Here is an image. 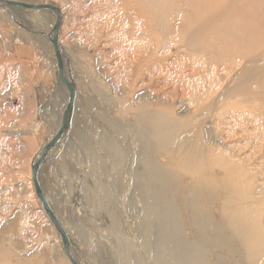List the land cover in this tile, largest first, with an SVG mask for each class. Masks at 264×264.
I'll list each match as a JSON object with an SVG mask.
<instances>
[{
    "label": "bare ground",
    "instance_id": "bare-ground-1",
    "mask_svg": "<svg viewBox=\"0 0 264 264\" xmlns=\"http://www.w3.org/2000/svg\"><path fill=\"white\" fill-rule=\"evenodd\" d=\"M112 1L131 52L132 89L141 85L149 95L136 106L120 101L119 119L130 132L114 125L101 169L105 176L88 193L87 210L107 223L105 229L87 234L83 218L67 209L64 189L43 178L44 164L38 169V186L66 233L70 256L83 264L71 236L94 264H264V47L220 46L222 51L209 52L213 39L231 38L224 16L191 22L184 8L170 7L184 0ZM1 5L21 18L32 11L36 25H50L49 31L58 18L51 10ZM146 8L157 15H147ZM207 34L213 37L207 40ZM59 44L57 37L66 79L76 89L74 115L78 85L68 75ZM192 53L202 55L201 61L185 64L183 58ZM236 66L243 68L236 71ZM59 82L66 98L63 119L69 92ZM180 96L183 103L192 101V116H176L166 106ZM61 125L62 120L56 135ZM243 134V144L233 140Z\"/></svg>",
    "mask_w": 264,
    "mask_h": 264
},
{
    "label": "rangeland",
    "instance_id": "rangeland-1",
    "mask_svg": "<svg viewBox=\"0 0 264 264\" xmlns=\"http://www.w3.org/2000/svg\"><path fill=\"white\" fill-rule=\"evenodd\" d=\"M11 1L54 6L62 13L58 42L67 61L68 75L78 85V100L72 126L59 143L60 148H57L58 144L42 163L43 178L53 179L64 189L67 209L83 218V230L92 235L95 230L107 227V223L96 219L87 207L90 203L88 193L94 188V182L105 176L101 169L108 160L110 133L116 130L114 125H118L124 134L130 132L119 119L123 118L120 101L140 105L141 100L149 95V90L141 85L132 89L135 77L128 62L131 52L126 51L124 23L121 26V15L116 14V5H113L116 1ZM170 7L184 8L185 15H192L191 22L205 16H224L222 25L231 38L220 36L217 42L213 39L215 46L209 52L220 50V46L264 47V0H184V4L176 1ZM109 11L112 15H106ZM48 12L57 16L56 12ZM14 13L0 5V264H72L63 239L37 196L32 172L37 156L56 135L66 102L59 82L56 54L51 50V34L55 25L49 31L50 25L44 28L36 25L32 11L24 12L22 18ZM113 14L117 17L114 18ZM146 14L157 15L156 11L148 8ZM205 36L207 40L213 37L212 34ZM183 59L185 64H191L201 61L202 55L192 53ZM242 68L236 66V71ZM35 76H49L55 80L53 103L59 105L60 114L48 142L44 139L47 133L32 132L26 120V81ZM181 98L166 106H170L176 116H192L195 111L190 104L192 101L185 98L183 103ZM245 135L236 136L233 140L243 144L247 140ZM125 138L135 150L131 138ZM164 159L159 157L161 163L168 165ZM89 237L91 240L93 236ZM70 238L80 262L94 264L76 239Z\"/></svg>",
    "mask_w": 264,
    "mask_h": 264
},
{
    "label": "water",
    "instance_id": "water-1",
    "mask_svg": "<svg viewBox=\"0 0 264 264\" xmlns=\"http://www.w3.org/2000/svg\"><path fill=\"white\" fill-rule=\"evenodd\" d=\"M4 4L10 7H16V8H21V9H27V10H51L57 13V21L54 27V38L52 40L53 43V47H54V51L56 54V58H57V62H58V71H59V78L60 80L64 83L66 89L69 92V101H68V105L67 108L65 110V113L63 115V119H62V125L61 128L59 130V132L57 133L56 137L53 139V141H51V143H49L46 148L44 149L43 153L41 154L37 165L33 168L32 172H33V180H34V185H35V190L37 193V196L39 198V200L41 201L44 210L47 214V216L49 217V219L51 220L52 224L54 225L55 229L57 230V232L59 233V235L61 236V238L63 239L64 242V248L66 251V254L70 260V262L72 264H77L74 259L70 256V245H69V241L68 238L66 236L65 231L63 230L62 226L60 225L58 219L55 217V215L53 214L52 210L50 209V207L48 206L45 197L40 189V187L38 186L37 183V173H38V169L41 166L42 162L45 160L46 156L48 155V153L57 145V143L60 141V139L62 138V136L66 133V131L69 129V126L71 124L72 121V117H73V111H74V103H75V99H76V89L75 86L72 82H69L66 79L65 76V69H64V65H63V61H62V57L60 54V51L58 49L57 46V37H58V33L60 30V25H61V20H62V16L60 15L59 11L52 7V6H36V5H28L25 3H19V2H11V1H7V0H0V5Z\"/></svg>",
    "mask_w": 264,
    "mask_h": 264
},
{
    "label": "crops",
    "instance_id": "crops-1",
    "mask_svg": "<svg viewBox=\"0 0 264 264\" xmlns=\"http://www.w3.org/2000/svg\"><path fill=\"white\" fill-rule=\"evenodd\" d=\"M27 80L26 120L30 123L32 132H35V130L46 132L47 135L44 139L48 142L55 131L54 128L57 125L58 115L60 114L59 105L53 103L54 98L52 89L55 80L49 76H35ZM59 146H61V144H59L57 148H60ZM57 148L55 150H57ZM47 164L48 163H46L45 168Z\"/></svg>",
    "mask_w": 264,
    "mask_h": 264
}]
</instances>
